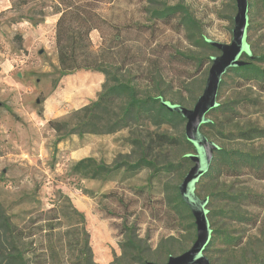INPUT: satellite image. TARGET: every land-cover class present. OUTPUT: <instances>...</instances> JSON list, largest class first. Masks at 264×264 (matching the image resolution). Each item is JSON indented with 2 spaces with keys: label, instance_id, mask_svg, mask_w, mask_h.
Segmentation results:
<instances>
[{
  "label": "rangeland",
  "instance_id": "1",
  "mask_svg": "<svg viewBox=\"0 0 264 264\" xmlns=\"http://www.w3.org/2000/svg\"><path fill=\"white\" fill-rule=\"evenodd\" d=\"M9 1L11 9L0 13V208L17 237L3 239L0 253L15 246L27 264H143L139 256L163 264L166 253L189 248L195 227H188L171 201L173 186L188 169H164L194 152L178 140L185 121H159L154 110L119 119L125 97H112L100 107L93 104L115 77L133 85L138 98L161 96L192 108L204 87L208 57L219 53L203 46L199 35L229 43L235 0L101 3L98 10L106 24L102 33L91 31L90 39L111 64L108 77L95 70L60 73L50 24L58 9L55 1ZM178 3L193 15L195 29H186L177 18L163 22L149 15L163 4ZM21 18L32 24L46 21L43 38L24 46L16 33L11 43L13 32L7 28ZM247 42L254 55L264 54V9L259 3L248 7ZM10 50L23 57L1 73L7 70L4 54ZM254 62L264 68V62ZM217 102L221 107L208 113L212 125L203 124L201 132L219 147L264 152V80L245 82L228 72ZM240 130L261 136L243 140ZM160 136L171 141L159 144ZM143 152L150 153L156 169L132 172L124 165L95 173L98 165L106 170L134 162ZM84 159H91L88 166L78 164ZM195 192L209 198L208 221L218 230L205 251L209 263L264 264V163L235 170L219 163L199 179ZM226 232L237 245L226 242ZM128 238L138 254L124 253Z\"/></svg>",
  "mask_w": 264,
  "mask_h": 264
},
{
  "label": "trees",
  "instance_id": "2",
  "mask_svg": "<svg viewBox=\"0 0 264 264\" xmlns=\"http://www.w3.org/2000/svg\"><path fill=\"white\" fill-rule=\"evenodd\" d=\"M53 1H55L58 5V9L54 12V14L57 16L55 21L54 38L60 73L69 74L77 70H95L105 74V76L108 77L111 73L108 67L111 64L105 60L103 49H94L90 39V33L95 29L102 33V28L103 25L106 24L107 18L99 12L98 7L101 3L109 2L110 0ZM258 3L264 9V0H247V13L248 7L251 8ZM149 15L154 20H161L163 22H169L170 20L177 18L178 22L186 29H195L198 25L187 6L180 3L174 5L163 4L161 7L150 10ZM199 37L200 43L203 46H206L210 49H216L209 42H207L206 38H204L201 34ZM242 58L244 61H246L244 65L229 68L223 74V76L228 72H233L241 77L245 82L252 80H264V68L254 62H264V54L254 55L252 53V57H248L246 54H243ZM208 59L211 61V57H208ZM112 78L113 84L106 87L105 90L99 94L97 101L93 104L94 106L100 107L102 103L110 102L112 97H125L124 102L122 103L119 110V119H125L129 116H132V114L137 116L140 114V112H150L154 110V114L159 121H177L180 123L185 121V119L179 113L175 111H169L160 103L159 99L161 96H146L144 98H138L136 96V89L133 85L126 82H121L115 77ZM221 84L222 78L219 82L218 89ZM221 105L222 104L218 103V105L212 109V111L218 110ZM212 123L213 122L210 121L205 123V125H212ZM254 136H261V134L251 133L250 130H240L238 132V137L243 140L251 139ZM178 140L185 143L188 148H193L192 144L186 139L184 133L181 135V138H178ZM158 141L159 144H163L168 143L171 141V139L167 140V138H162V136H160ZM187 153L188 152L181 155L180 161L177 164L174 165L169 163L164 169L173 168L180 173H183V171L189 169L187 166H189L191 160L186 155ZM149 156V152H143L141 156L134 162L117 163L111 168H106V170L104 166L98 165V170H95V173H101V170L110 173L111 171H115L124 165L125 169L132 172L143 167L156 169L157 165L155 161L149 158ZM90 161L91 159H84L78 164L80 165L85 163V165L88 166ZM219 163L225 164L231 170L239 169L241 166H249L254 168L260 167V165L264 163V152L253 154L252 152L241 149H227L220 146L219 149L214 152L211 165L203 176L213 173L214 170L217 169ZM171 201L174 203L177 210L181 212L183 217L187 220L189 225L188 227H195L194 218L188 206L182 201L179 195L178 185L173 186ZM0 223H2L0 224V243L3 239H7L8 235L11 240H14L17 236L15 235L14 230L10 227L9 223L4 220L1 208ZM217 233V229H211V237L205 251H209L211 249L215 241V235ZM225 236L227 243H233V245L238 244L236 241H234L235 238L230 236L227 232L225 233ZM136 247L137 246L132 241V239L128 238L124 241V253H127V251L130 250H136L135 252L138 254L139 250ZM2 253L3 252L0 253V260H4V263L0 262V264H27L22 251H18L15 246L11 252H8L7 254ZM166 255L168 258V256L171 254L166 253ZM139 260L143 264H147V260H145L142 256H139Z\"/></svg>",
  "mask_w": 264,
  "mask_h": 264
},
{
  "label": "water",
  "instance_id": "3",
  "mask_svg": "<svg viewBox=\"0 0 264 264\" xmlns=\"http://www.w3.org/2000/svg\"><path fill=\"white\" fill-rule=\"evenodd\" d=\"M236 13L233 17L232 37L229 43L206 39L219 53L211 56V64L207 72L202 93L197 97L192 108L172 103L160 97V103L169 111L179 113L185 119L184 134L192 144L194 152L187 153L192 165L178 184V192L182 201L188 206L195 224V239L189 248L177 255H169L163 264H210L205 255L206 246L211 237L208 221V198H200L195 192L196 183L208 171L214 152L219 146L208 139L200 127L210 122L208 113L217 105V90L223 74L231 67L246 63L243 54L252 57L247 42L248 13L247 0H235ZM42 52V49L38 51ZM147 264H159L147 262Z\"/></svg>",
  "mask_w": 264,
  "mask_h": 264
},
{
  "label": "crops",
  "instance_id": "4",
  "mask_svg": "<svg viewBox=\"0 0 264 264\" xmlns=\"http://www.w3.org/2000/svg\"><path fill=\"white\" fill-rule=\"evenodd\" d=\"M11 9V2L9 0H0V13L1 12H7ZM56 15H52V18L50 19V24L51 26L55 27V21H56ZM46 21H44L43 23H35L32 24L30 23L29 20L25 19V18H21L15 22H11V26L8 27V25L6 27L8 31L13 32L11 33V35H8L11 43H13V36L18 33L20 35V37L24 40V46L28 45V41L29 40H36V39H41L43 38V34H44V29L43 27L45 26ZM4 39L2 37V32H0V40ZM54 35L52 37V47L54 48ZM22 55H19L17 53H12L11 50L10 51H6L4 54V61H3V67H6V71L1 70V73L4 72H8V70L10 69V67L12 66V62L13 61H17L19 60V58H21ZM7 74V73H6Z\"/></svg>",
  "mask_w": 264,
  "mask_h": 264
}]
</instances>
